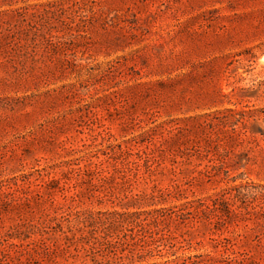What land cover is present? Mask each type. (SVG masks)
<instances>
[{
	"label": "rangeland",
	"instance_id": "1",
	"mask_svg": "<svg viewBox=\"0 0 264 264\" xmlns=\"http://www.w3.org/2000/svg\"><path fill=\"white\" fill-rule=\"evenodd\" d=\"M244 5L0 0V264H264Z\"/></svg>",
	"mask_w": 264,
	"mask_h": 264
},
{
	"label": "trees",
	"instance_id": "2",
	"mask_svg": "<svg viewBox=\"0 0 264 264\" xmlns=\"http://www.w3.org/2000/svg\"><path fill=\"white\" fill-rule=\"evenodd\" d=\"M244 4V8L249 7V11L239 17L254 27L258 34L263 33L264 0H244ZM227 97L236 107L224 113L223 124L230 128V133L239 132L243 139L256 142V146L263 152L261 141H264V79L259 80L253 87L240 88Z\"/></svg>",
	"mask_w": 264,
	"mask_h": 264
}]
</instances>
